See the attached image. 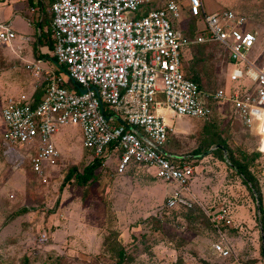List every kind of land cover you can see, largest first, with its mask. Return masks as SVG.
I'll return each mask as SVG.
<instances>
[{
    "label": "rangeland",
    "instance_id": "374dc122",
    "mask_svg": "<svg viewBox=\"0 0 264 264\" xmlns=\"http://www.w3.org/2000/svg\"><path fill=\"white\" fill-rule=\"evenodd\" d=\"M175 1L183 6L181 17H169V21L184 32L189 22L187 2ZM44 2L49 12V0ZM202 2L207 14L230 9L246 17L247 28L258 37L249 57L264 60V0ZM158 4L140 7L138 14ZM44 39L46 34L43 43ZM182 54L184 74L198 78L202 88L233 91L236 85L228 80L229 63L220 47L210 45L204 53L195 46L185 47ZM40 60L48 62L41 65L44 69L54 70L47 53L32 51L31 56L29 51L0 43V142L4 101L13 98L32 104L36 89L42 91L45 74L36 78L31 73V65ZM55 74L65 88L76 89L65 71ZM211 107L212 115L205 121L169 119L175 122L174 132L163 148L194 168L184 191L191 207L165 208L167 196L178 187L152 177L142 166L117 173V154L110 148L100 158L94 177L78 183L76 175L94 158L83 148L75 125L54 136L61 157L40 175L27 166L10 169L0 152V264H264V232L259 222L263 214L256 196L230 166L228 154L215 151L222 141L237 159L247 155L264 212V119L259 136L255 126L246 127L235 119L229 103ZM222 207L229 212L232 227L221 230L218 237L206 211ZM220 239L231 252L229 258L213 252V244Z\"/></svg>",
    "mask_w": 264,
    "mask_h": 264
},
{
    "label": "built area",
    "instance_id": "2783aa9c",
    "mask_svg": "<svg viewBox=\"0 0 264 264\" xmlns=\"http://www.w3.org/2000/svg\"><path fill=\"white\" fill-rule=\"evenodd\" d=\"M158 2L138 14L140 7ZM186 2L189 17L196 19L191 38L169 21L181 17L183 6L175 0H50L48 32L53 47L46 53L78 89L65 88L62 78L39 62L31 65L34 77L46 76L41 101L32 105L8 98L1 109L0 152L10 169L27 166L42 174L46 165L61 157L54 136L75 125L93 158H103L110 148L117 154V173L142 166L152 177L178 187L167 196L165 208L191 207L184 191L194 168L181 162L183 157L164 152L173 133L168 121H205L212 114L210 102H223L232 106L235 119L255 126L261 136L264 60L249 57L258 37L247 28L246 17L230 9L207 14L202 0ZM15 38L12 28L0 23V43ZM192 45H217L224 51L228 80L236 85L232 92L201 90L186 78L181 50ZM206 215L218 237L232 227L223 207ZM213 252L222 259L231 256L223 239L213 244Z\"/></svg>",
    "mask_w": 264,
    "mask_h": 264
},
{
    "label": "trees",
    "instance_id": "16d2710c",
    "mask_svg": "<svg viewBox=\"0 0 264 264\" xmlns=\"http://www.w3.org/2000/svg\"><path fill=\"white\" fill-rule=\"evenodd\" d=\"M51 22V17H46V18H42V20L39 22L40 28H41V33L38 37V44L40 46H47L48 49H52L53 47V42L51 40V36L49 32H43V27H45L47 24H49ZM183 32V31H182ZM43 34H46L47 39L45 41V43L42 42V38H43ZM196 34L195 32V23H194V18L193 17H189V22H188V26L186 28V30L183 32L184 37H193ZM47 42V43H46ZM195 46V48L199 51V53H204L205 50H207L208 46L210 45H192ZM217 46V45H216ZM191 47V46H189ZM183 51L184 48L181 50V58H182V62H183ZM226 55V54H225ZM43 56V55H42ZM43 58H48L47 56H44ZM51 61L55 64V72L57 73V70H64L63 67H59L55 60L53 58H51ZM186 76V75H185ZM186 78L190 79L191 81H193L199 89L201 90H206L204 88L201 87L198 78L196 77H187ZM43 86V87H42ZM64 86V84H63ZM74 86L78 89V86L76 83H74ZM41 89L42 91L39 92L40 89H36V94L35 96V101L32 103V105H35L37 103H39L42 99L43 94L45 93L46 87H47V82H42L41 84ZM39 92V93H38ZM215 102H210V108L212 110V104ZM107 114H109L107 111L105 110ZM212 115V114H211ZM210 134H212V132L210 131ZM220 143H223L222 141H220ZM216 144L217 149L215 151H218L220 153L222 152H226L228 154V160L230 161V166L233 167L237 174L242 178L243 183L245 185H249V190L256 196V201L258 202V206H259V213L263 214V216H261L259 222L261 224L262 227V231L264 232V212L262 210L261 207V193H260V189H259V185L258 182L256 180V178L254 177V175L252 174V172L250 171V159L247 157V155L245 154H241L240 158L237 159L236 157L233 156V154L228 151L227 147L224 144ZM260 152V151H259ZM259 153H257L256 155H258ZM102 160L103 159H96L94 158L84 169L81 175H76L77 179H78V183H83V182H87L88 180L92 179L94 177V173L95 171L101 167L102 164ZM177 160V159H174ZM181 162H186L187 160L185 158L180 159ZM209 221V219H208ZM209 224L212 228L213 231L214 228L211 225L210 221ZM119 256L122 258V253H119ZM121 260V259H120Z\"/></svg>",
    "mask_w": 264,
    "mask_h": 264
},
{
    "label": "crops",
    "instance_id": "0c3cea01",
    "mask_svg": "<svg viewBox=\"0 0 264 264\" xmlns=\"http://www.w3.org/2000/svg\"><path fill=\"white\" fill-rule=\"evenodd\" d=\"M44 8H46L44 0H0V23L9 25L12 30L16 33V38L12 42L3 45L19 48L20 50H23L26 53L27 51H29L31 53V56L32 51L36 52L37 55L38 52L42 55H45L48 50V47L40 46L38 44V37L41 33L39 22L42 20L43 17H51V14L50 12H48V10L46 11ZM31 9L33 11H31ZM48 25L49 24L43 27L44 33L48 32ZM28 57L29 55L26 56V58ZM38 62L41 65L48 64V62L41 63V60ZM54 65L55 64L52 63L53 67L51 68L54 69L53 71L55 72ZM46 70L51 69L48 68ZM174 119L175 118H173V120ZM173 120H169V124H171L172 127L175 123Z\"/></svg>",
    "mask_w": 264,
    "mask_h": 264
},
{
    "label": "water",
    "instance_id": "95a60500",
    "mask_svg": "<svg viewBox=\"0 0 264 264\" xmlns=\"http://www.w3.org/2000/svg\"><path fill=\"white\" fill-rule=\"evenodd\" d=\"M81 93H84L85 91L81 90ZM263 261H264V251H263Z\"/></svg>",
    "mask_w": 264,
    "mask_h": 264
}]
</instances>
